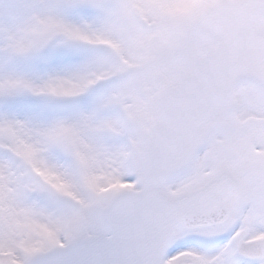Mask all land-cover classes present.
<instances>
[{"label": "snow or ice", "instance_id": "snow-or-ice-1", "mask_svg": "<svg viewBox=\"0 0 264 264\" xmlns=\"http://www.w3.org/2000/svg\"><path fill=\"white\" fill-rule=\"evenodd\" d=\"M0 264H264V0H0Z\"/></svg>", "mask_w": 264, "mask_h": 264}]
</instances>
